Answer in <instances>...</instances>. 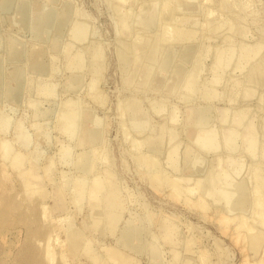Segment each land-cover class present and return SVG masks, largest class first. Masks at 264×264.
Segmentation results:
<instances>
[{"label": "rangeland", "instance_id": "374dc122", "mask_svg": "<svg viewBox=\"0 0 264 264\" xmlns=\"http://www.w3.org/2000/svg\"><path fill=\"white\" fill-rule=\"evenodd\" d=\"M0 75V264L264 262V0H0Z\"/></svg>", "mask_w": 264, "mask_h": 264}, {"label": "bare ground", "instance_id": "6f19581e", "mask_svg": "<svg viewBox=\"0 0 264 264\" xmlns=\"http://www.w3.org/2000/svg\"><path fill=\"white\" fill-rule=\"evenodd\" d=\"M11 3H12V2H11ZM12 5H13V3H12ZM21 5H23V4H21ZM24 6H25V4H24ZM19 7H20V6H19ZM8 9H9V8H8ZM6 11H7V10H6ZM38 18H40V17H38ZM187 18H188V17H187ZM33 20H34V19H33ZM34 21H35V20H34ZM11 23H12V22H11ZM14 24H15V23H14ZM16 24H17V23H16ZM30 25H31V24H30ZM33 25H34V23H33ZM33 25H32V26H33ZM34 27H35V26H34ZM170 28H171V27H170ZM19 29H20V28H19ZM39 31H40V30H39ZM47 31H48V30H47ZM168 32H169V31H168ZM38 35H39V33H38ZM162 35H163V34H162ZM165 36H166V35H165ZM137 37H138V36H137ZM10 42H11V41H10ZM14 44H15V43H14ZM20 50H21V49H20ZM132 53H133V52H132ZM41 61H42V60H41ZM32 62H33V61H32ZM1 63H2V62H1ZM33 63H34V62H33ZM39 63H40V62H39ZM40 64H41V63H40ZM40 64H39V66H41ZM1 66H2V65H1ZM39 66H38V67H39ZM37 69H38V68H37ZM36 72H37V71H36ZM12 74H13V72H12ZM131 74H132V73H131ZM0 76H2V75H0ZM15 76H16V75H15ZM1 87H2V86H1ZM6 89H7V88H6ZM0 90H1V89H0ZM1 94H2V92H1ZM1 94H0V95H1ZM205 119H206V118H205ZM86 137H87L88 140H93V139L95 138V134H94V133H91V132H87ZM212 142H213V140L209 141V142L207 143V145L209 144V145L211 146V145L213 144ZM147 156H148V155H147ZM151 159H152V158H151ZM95 161H96V160H95ZM153 161H154V160H153ZM153 161H152V163H153ZM150 162H151V161H150ZM148 163H149V162H148ZM155 164H158V163H155ZM158 165H159V164H158ZM158 165H157V166H158ZM150 166H151V165H150ZM155 166H156V165H155ZM153 167H154V165H153ZM156 168H157V167H156ZM151 169H152V168H151ZM154 169H155V168H154ZM161 169H162V168H161ZM155 170H156V169H155ZM155 170H154V171H155ZM159 170H160V169H159ZM162 170H163V169H162ZM252 170H253V169H252ZM164 171H165V170H164ZM156 172H157V170H156ZM154 173H155V172H154ZM162 173H163V172H162ZM164 175H165V173H164ZM257 176H258V175H257ZM171 179H172V178H171ZM171 179H170V180H171ZM170 180H169V181H170ZM172 180H174V179H172ZM256 180H258V179H256ZM174 181H175V180H174ZM178 182H179V181H178ZM166 183L168 184L169 182H166ZM171 183H172V182H171ZM175 183H176V181H175ZM179 183H180V182H179ZM173 184H174V183H173ZM176 184H177V183H176ZM176 184H175V185H176ZM166 186H167V185H166ZM169 186H170V185H169ZM173 186H174V185H173ZM177 187H179V186H177ZM177 187H176V190H177ZM257 187H258V184H257ZM172 188H173V187H172ZM174 188H175V187H174ZM179 188H180V187H179ZM257 190H258V189H257ZM94 191H95V190H94ZM179 191H180V190H179ZM179 191H178V192H179ZM96 192H97V191H96ZM168 192H169V191H168ZM175 192H176V191H175ZM182 192H183V190H182ZM170 193H171V192H170ZM172 193H174V192H172ZM172 193H171V195H172ZM180 193H181V192H180ZM259 193H260V192H259ZM183 194H184V192H183ZM173 195H174V194H173ZM173 195H172V196H173ZM260 198H261V197H260ZM257 199H258V198H257ZM242 200H243V202L245 203V199H242ZM253 200H254V199H253ZM202 202H203V201H202ZM106 203H107V207H108V208H115V207H117V205H118V203L115 201V197H114L113 194H111V195L109 196V198H108V200L106 201ZM244 203H243V204H244ZM201 205H205V204H201ZM257 205H258V203H257ZM255 206H256V205H255ZM258 207H259V205H258ZM203 208H204V207H203ZM257 209H258V208H257ZM255 210H256V209H255ZM255 210H254V211H255ZM259 211H260V208H259ZM217 212H218V211H217ZM218 213H219V212H218ZM257 213H258V212H257ZM261 213H263V212L261 211ZM258 215H259V214H258ZM260 215H261V214H260ZM217 216H219V215H217ZM221 217H222V216H221ZM223 217H225V216L223 215ZM232 218H233V217H232ZM232 218H231V219H232ZM255 218H256V216H255ZM110 219H111V221H114V220L116 219V215H115V217H111ZM227 219H228V218H227ZM231 219H230V220H231ZM256 219H257V218H256ZM261 219H262V218H261ZM222 220H223V219H222ZM222 220H221V221H222ZM233 220H234V219H233ZM249 220H250V219H249ZM100 221H101V220H100ZM263 221H264V220H263ZM97 222H98V220H97ZM222 222H223V221H222ZM243 222H244V224L246 223V221H242V224H240L241 227L244 226V225H243ZM252 222H253V221H252ZM259 222H260V221H259ZM220 223H221V222H220ZM224 224H226V223H224ZM247 224H248V223H246V225H245L246 227H247ZM242 225H243V226H242ZM248 226H251V225L248 224ZM236 227H237V226H236ZM248 228H249V227H247V229H248ZM249 229H250V228H249ZM253 229H254V227H253ZM245 233H249V232H248L247 230H245ZM250 233H251V231H250ZM253 233H254V232H253ZM253 233H251V234H253ZM248 236H249V235H248ZM124 237H125L126 241L128 242V245H129L130 242L132 241V239L134 238V236H133V232H129V233H127ZM257 238H259V237H258V234H253V236H252V235L249 236V241L252 242V243H251L252 245H254V244H255V245L258 244L257 242H258L259 239L257 240ZM255 239H256L257 242L255 241ZM255 245H254L253 247H256ZM263 252H264V251H263ZM152 254H153V253H152ZM114 257H115V256H114ZM26 258H27V257H26ZM118 258H119V257H118ZM120 258H121V257H120ZM152 259H153V257H152ZM154 260H155V259H154ZM28 261H29V260H28ZM32 261H34V260L32 259ZM34 262H35V261H34ZM34 262H33V263H34ZM24 263H26V262H24ZM35 263L37 264L38 262H35ZM119 263H120V262H119ZM126 263H127V262L124 261V260L121 262V264H126ZM27 264H28V263H27ZM31 264H32V263H31ZM259 264H264V262H263V263H259Z\"/></svg>", "mask_w": 264, "mask_h": 264}]
</instances>
